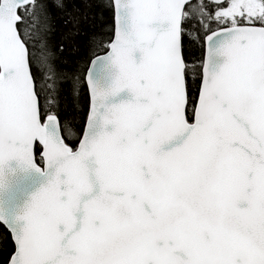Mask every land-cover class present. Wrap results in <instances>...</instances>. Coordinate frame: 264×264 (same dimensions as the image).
<instances>
[{
    "label": "snow or ice",
    "instance_id": "snow-or-ice-1",
    "mask_svg": "<svg viewBox=\"0 0 264 264\" xmlns=\"http://www.w3.org/2000/svg\"><path fill=\"white\" fill-rule=\"evenodd\" d=\"M0 264H264V0H0Z\"/></svg>",
    "mask_w": 264,
    "mask_h": 264
},
{
    "label": "water",
    "instance_id": "water-1",
    "mask_svg": "<svg viewBox=\"0 0 264 264\" xmlns=\"http://www.w3.org/2000/svg\"><path fill=\"white\" fill-rule=\"evenodd\" d=\"M46 183L45 177L37 173H28L19 182L13 181L9 189L0 194V212L9 219H15L30 201V198Z\"/></svg>",
    "mask_w": 264,
    "mask_h": 264
},
{
    "label": "trees",
    "instance_id": "trees-1",
    "mask_svg": "<svg viewBox=\"0 0 264 264\" xmlns=\"http://www.w3.org/2000/svg\"><path fill=\"white\" fill-rule=\"evenodd\" d=\"M0 231H2V229H0Z\"/></svg>",
    "mask_w": 264,
    "mask_h": 264
}]
</instances>
